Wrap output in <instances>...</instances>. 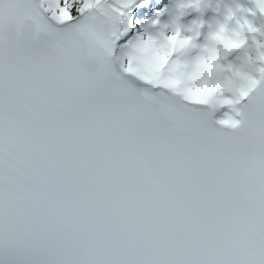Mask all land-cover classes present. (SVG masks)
<instances>
[{
  "label": "snow or ice",
  "instance_id": "snow-or-ice-1",
  "mask_svg": "<svg viewBox=\"0 0 264 264\" xmlns=\"http://www.w3.org/2000/svg\"><path fill=\"white\" fill-rule=\"evenodd\" d=\"M161 4L0 0V264H264V0Z\"/></svg>",
  "mask_w": 264,
  "mask_h": 264
},
{
  "label": "clouds",
  "instance_id": "clouds-1",
  "mask_svg": "<svg viewBox=\"0 0 264 264\" xmlns=\"http://www.w3.org/2000/svg\"><path fill=\"white\" fill-rule=\"evenodd\" d=\"M245 23H246V21H245ZM241 30H242V28H241ZM239 35H240V33L236 32L234 34V37L229 40V43L236 44V43L240 42L239 39H238ZM218 36L221 39H225V32H224L223 29H221V31L218 33ZM174 43H179L180 46H183L185 43H187V41L186 40H181L179 42L174 41ZM214 67H215V65L211 61H209L208 65H207V68L209 69V72L212 69H214ZM170 82L173 85H176V84L180 83L179 79H173ZM233 83L236 86L245 87L246 85L251 83V80H250V77L247 74L241 72V73L238 74L237 79L235 81H233ZM210 90H211V86L209 84V81H208L207 78H205L200 83V86L194 90V95H196L197 97L206 96L209 93Z\"/></svg>",
  "mask_w": 264,
  "mask_h": 264
}]
</instances>
